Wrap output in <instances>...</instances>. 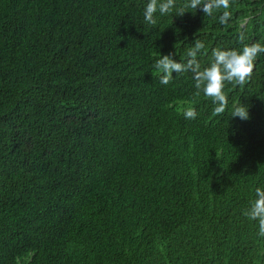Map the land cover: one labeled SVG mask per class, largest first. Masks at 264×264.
I'll list each match as a JSON object with an SVG mask.
<instances>
[{"label":"trees","instance_id":"trees-1","mask_svg":"<svg viewBox=\"0 0 264 264\" xmlns=\"http://www.w3.org/2000/svg\"><path fill=\"white\" fill-rule=\"evenodd\" d=\"M148 2L0 0V264H264L244 215L264 188V53L220 115L190 72L153 67L196 39L202 67L264 45V0H176L155 25Z\"/></svg>","mask_w":264,"mask_h":264},{"label":"clouds","instance_id":"clouds-1","mask_svg":"<svg viewBox=\"0 0 264 264\" xmlns=\"http://www.w3.org/2000/svg\"><path fill=\"white\" fill-rule=\"evenodd\" d=\"M176 0H149L144 9V21L146 24L155 25L157 20L155 14H168L175 7ZM230 0H187L185 5L177 11L178 16H183L186 9H200L205 16L213 15L219 9H228ZM228 12L225 11L220 17L221 23L226 21ZM244 37L241 35L240 40ZM205 49V44L196 39L194 46L190 48L186 55V62L177 61L174 57L176 53L160 55L156 59L153 67L159 74L160 83L167 85L173 80V73L192 74L195 81L196 92L194 96L199 97L201 93L209 98L215 105L214 115L224 113L227 106L225 94L226 83L243 86L251 79L255 68V61L260 53H264V45L260 43L245 44L242 49H221L215 48L211 53V62L208 66L202 67L198 60V55ZM186 119H195V108L189 107L185 113ZM232 117H239L242 120L249 118L248 110L244 106H234ZM255 199L250 202L249 208L244 212L250 220L258 221V235L264 237V188L255 189Z\"/></svg>","mask_w":264,"mask_h":264}]
</instances>
